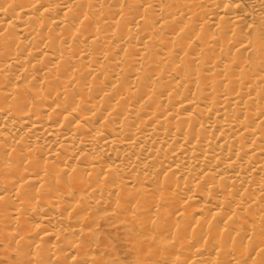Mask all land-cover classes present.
<instances>
[{
    "label": "bare ground",
    "instance_id": "1",
    "mask_svg": "<svg viewBox=\"0 0 264 264\" xmlns=\"http://www.w3.org/2000/svg\"><path fill=\"white\" fill-rule=\"evenodd\" d=\"M0 264H264V0H0Z\"/></svg>",
    "mask_w": 264,
    "mask_h": 264
},
{
    "label": "rangeland",
    "instance_id": "2",
    "mask_svg": "<svg viewBox=\"0 0 264 264\" xmlns=\"http://www.w3.org/2000/svg\"><path fill=\"white\" fill-rule=\"evenodd\" d=\"M113 241V240H112ZM111 253L116 252L119 254V257L125 258L127 256V251L124 250L123 246L120 245L119 243L113 241L112 247H111ZM114 257H110V259H113Z\"/></svg>",
    "mask_w": 264,
    "mask_h": 264
}]
</instances>
